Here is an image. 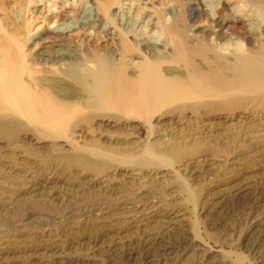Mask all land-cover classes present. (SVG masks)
<instances>
[{"label": "rangeland", "instance_id": "rangeland-1", "mask_svg": "<svg viewBox=\"0 0 264 264\" xmlns=\"http://www.w3.org/2000/svg\"><path fill=\"white\" fill-rule=\"evenodd\" d=\"M29 1L0 0L2 35ZM74 1L78 17L57 30L93 19L95 0ZM132 1L114 10L123 25L144 6L167 19L186 0ZM158 34L137 39L161 44ZM178 107L1 132L0 264H264V99L209 115Z\"/></svg>", "mask_w": 264, "mask_h": 264}, {"label": "bare ground", "instance_id": "bare-ground-1", "mask_svg": "<svg viewBox=\"0 0 264 264\" xmlns=\"http://www.w3.org/2000/svg\"><path fill=\"white\" fill-rule=\"evenodd\" d=\"M38 1L40 8L28 3L32 16L0 33V133L21 121L37 132L42 121L66 127L106 116L96 109L150 118L175 105L209 115L250 97L264 99V21L258 23L264 0H207L209 9L186 0L175 3L167 19L163 7L148 13L144 6L126 28L124 15L114 10L127 5L129 13L132 0H95L90 22L63 30L56 27L78 17L81 2ZM141 14L148 16L139 34L156 29L161 44L137 39ZM8 18L0 13V21Z\"/></svg>", "mask_w": 264, "mask_h": 264}]
</instances>
